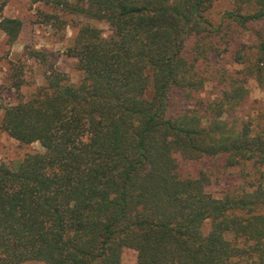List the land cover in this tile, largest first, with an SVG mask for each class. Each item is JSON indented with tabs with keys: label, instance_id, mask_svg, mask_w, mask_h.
I'll return each mask as SVG.
<instances>
[{
	"label": "trees",
	"instance_id": "obj_1",
	"mask_svg": "<svg viewBox=\"0 0 264 264\" xmlns=\"http://www.w3.org/2000/svg\"><path fill=\"white\" fill-rule=\"evenodd\" d=\"M7 1L12 44L23 21L2 14ZM215 1L65 2L87 19L67 49L84 75L52 68L5 108L8 134L43 150L0 162V264H122L126 247L137 264H264V125L244 110L246 83L264 87V33L240 49L231 35L264 22V0H227L219 23ZM217 42L242 68L212 66ZM208 82L215 97H201ZM176 89L191 103L170 114ZM179 154L222 158L244 181L216 196L206 172L181 174Z\"/></svg>",
	"mask_w": 264,
	"mask_h": 264
},
{
	"label": "rangeland",
	"instance_id": "obj_2",
	"mask_svg": "<svg viewBox=\"0 0 264 264\" xmlns=\"http://www.w3.org/2000/svg\"><path fill=\"white\" fill-rule=\"evenodd\" d=\"M3 0H0L2 3ZM61 1V3L59 2ZM85 0H8L2 10V14L8 17H17L23 21V27L18 39L14 43L8 41L7 35L0 29V162H6L16 166L28 153L41 151L40 142L24 144L13 138L2 126L5 108L15 104L18 100L29 99L37 91L39 86L46 83V77L52 68L64 72L69 81L80 83L83 72L77 66L78 60L67 54L68 47L80 25L87 22L82 15L75 14L65 8V2L76 4ZM230 7L227 0H216L210 9V18L219 23L222 13ZM1 20V17H0ZM92 24L101 28L105 35L111 33L110 27L105 21H92ZM231 32L236 37L232 44L240 49L243 45H250L252 30L260 29L264 33V22L250 25L249 29H239ZM227 38H230L227 37ZM218 43V42H217ZM245 43V44H244ZM243 44V45H242ZM227 44L218 43L220 52L211 60L212 66H224L228 70L242 68L233 62V56L224 51ZM32 49L41 50V58L31 56ZM23 79L22 85L16 86V75ZM249 88L248 99L244 104L245 112L254 116L255 123L264 125V87L255 80L246 83ZM218 88L212 82H208L201 97H215ZM173 106L169 113H175L181 108L187 107L191 100L184 96L180 90L173 92ZM179 170L183 176H198L206 172L210 176L207 186L214 195L219 196L234 181L243 182L238 177L237 167L226 168L222 158L203 157L198 159L186 158L179 154ZM211 223L208 220L204 229L210 230ZM137 251L126 247L122 253V264H137ZM23 264H49L40 260H28Z\"/></svg>",
	"mask_w": 264,
	"mask_h": 264
}]
</instances>
